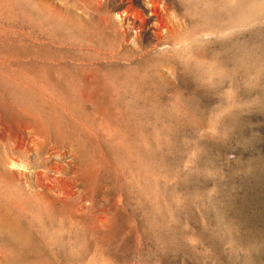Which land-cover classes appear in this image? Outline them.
Wrapping results in <instances>:
<instances>
[{"label":"rangeland","instance_id":"374dc122","mask_svg":"<svg viewBox=\"0 0 264 264\" xmlns=\"http://www.w3.org/2000/svg\"><path fill=\"white\" fill-rule=\"evenodd\" d=\"M192 1L0 0V264H264V0Z\"/></svg>","mask_w":264,"mask_h":264},{"label":"bare ground","instance_id":"6f19581e","mask_svg":"<svg viewBox=\"0 0 264 264\" xmlns=\"http://www.w3.org/2000/svg\"><path fill=\"white\" fill-rule=\"evenodd\" d=\"M127 1H128V0H127ZM143 1H144V0H143ZM148 1H149V0H148ZM154 1H155V0H154ZM156 1H157V0H156ZM194 1H197V0H194ZM194 1H192V3H193ZM163 2H164V1H163ZM163 2H162V3H163ZM156 3H157V2H155V4H156ZM158 3H160V1H159ZM165 3H166V2H165ZM169 3H170V2H169ZM190 3H191V2H190ZM151 4H154V3H151ZM146 5H147V4H146ZM157 5H158V4H157ZM192 5H193V4H192ZM199 5H200V4H199ZM142 6L144 7V5H142ZM149 6H150V4H149ZM151 6H152V5H151ZM153 6H154V5H153ZM159 6H160V5H159ZM159 6H158V7H159ZM163 6H164V5H163ZM165 6H166V5H165ZM194 6H195V5H194ZM145 7H146V6H145ZM160 7H162V6H160ZM160 7H159V8H160ZM166 7H168V5H167ZM183 7H184V6H183ZM196 7H197V6H196ZM125 8H126V7H125ZM153 8H155V7H153ZM189 8H190V7H189ZM146 9H148V8H146ZM163 9H164V7H163ZM165 9H166V8H165ZM169 10H171V9H169ZM173 10H174V9H173ZM194 11H195V10H194ZM164 12H165V11H164ZM146 13H147V12H146ZM150 13H151V12H150ZM150 13H149V14H150ZM206 13H207V12H206ZM124 14H125V13H124ZM117 15H118V14H117ZM117 15H116V16H117ZM145 15H146V14H145ZM150 15H151V14H150ZM123 16H124V15H123ZM126 16H127V15H126ZM146 16H147V15H146ZM153 16H154V14H153ZM170 16H171V15H170ZM150 17H151V16H150ZM117 18H119V16H117ZM142 18H143V17H142ZM156 18H157V17H156ZM119 19H122V18H119ZM123 19H125V17H124ZM139 19H140V18H139ZM150 19H151V18H150ZM117 20H118V19H117ZM134 20H135V19H134ZM156 20H157V19H156ZM110 21H111V20H110ZM112 21H113V20H112ZM154 21H155V20H154ZM114 22H115V21H114ZM143 22H144V21H143ZM155 22H156V21H155ZM155 22H154V23H155ZM157 23H158V22H157ZM159 23H160V22H159ZM154 25H155V24H154ZM123 26H124V25H123ZM167 26H168V25H167ZM154 27H156V25H155ZM236 27H237V26H236ZM158 28H159V27H158ZM168 28H169V27H168ZM168 28H167V30H168ZM160 30H161V29H160ZM163 30H164V29H163ZM167 30H166V31H167ZM172 31H173V30H172ZM172 31H171V32H172ZM157 32H159V30H158ZM168 32H169V31H168ZM139 35H140V34H139ZM161 35H162V34H161ZM166 35H167V34H166ZM170 35H171V33H170ZM172 35H173V33H172ZM171 37H172V36H171ZM171 37H169V39H170ZM220 37H221V36H220ZM165 41H166V39H165ZM165 41H164V42H165ZM159 43H160V42H159ZM173 43H174V42H173ZM174 44H175V43H174ZM177 45H178V44H177ZM175 46H176V45H175ZM180 46H181V45H180ZM180 48H181V47H180ZM181 49H182V48H181ZM183 49H184V48H183ZM173 50H174V49H173ZM184 50H185V49H184ZM30 60H31V59H30ZM30 60H29V61H30ZM33 60H34V59H33ZM59 77H60V76H59ZM60 78H61V77H60ZM13 80H14V79H13ZM65 82H66V81H65ZM26 85H27V84H26ZM29 87H30V86H29ZM22 90H24V89H22ZM34 90H35V89H34ZM64 90H65V89H64ZM37 92H38V91H37ZM32 93H33V92H32ZM50 94H51V93H50ZM43 96L46 97V95H43ZM97 96H98V95H97ZM50 97H51V96H50ZM13 98H14V97H13ZM49 99H50V98H49ZM66 101H67V100H66ZM136 101H137V100H136ZM47 102H48V101H47ZM59 106H60V105H59ZM28 109H29V108H28ZM50 109H51V108H50ZM44 112H45V111H44ZM51 114H52V113H51ZM1 116H2V115H1ZM52 116H53V115H52ZM57 117H58V116H57ZM16 118H17V117H16ZM2 119H3V118H2ZM4 119H5V118H4ZM12 119H13V118H12ZM25 120H26V119H25ZM30 120H31V119H30ZM27 121H28V120H27ZM52 121H53V120H52ZM112 121H113V120H112ZM5 122H6V121H5ZM6 123H7V122H6ZM47 123H48V122H47ZM0 124H3V123H0ZM7 125H8V124H7ZM22 125H23V124H22ZM0 126H2V125H0ZM3 126H5V125H3ZM0 128H1V127H0ZM37 128H38V127H37ZM82 128H83V126H82ZM23 129H24V128H23ZM34 129H35V128H34ZM40 129H41V128H40ZM88 129H89V128H88ZM4 130H5V129H4ZM6 130H8V129H6ZM6 130H5V131H6ZM30 130H31V129H30ZM32 130H33V129H32ZM32 130H31V131H32ZM54 130H55V129H54ZM6 132H7V131H6ZM10 132H11V131H10ZM32 132H34V131H32ZM17 133H18V132H17ZM36 133H37V132H36ZM83 133H84V132H83ZM3 134H4V133H3ZM9 134H10V133H9ZM10 135H11V134H10ZM16 135H17V134H16ZM35 135H36V134H35ZM35 135H34V136H35ZM39 135H41V134L39 133ZM4 136H5V135H4ZM11 136H12V135H11ZM18 136H19V135H18ZM37 136H38V135H37ZM46 136H47V135H46ZM16 137H17V136H16ZM2 138H3V135H2ZM12 138H13V137H12ZM17 138H18V137H17ZM36 138H37V137H36ZM50 138H51V137H50ZM3 139H4V138H3ZM9 139H10V138H9ZM34 139H35V138H34ZM27 140H28V139H27ZM32 140H33V138H32ZM38 140H41L40 143H42V139H40V137H38ZM110 140H111V139H110ZM110 140H109V141H110ZM0 141H1V140H0ZM11 141H12V140H11ZM16 141H17V140H16ZM18 141H19V140H18ZM22 141H23V140H22ZM33 141H34V140H33ZM36 141H37V140H36ZM43 141H44V138H43ZM49 141H50V140H49ZM1 142H2V141H1ZM38 142H39V141H38ZM38 142H36V143H38ZM50 142H51V141H50ZM55 142H56V141H55ZM3 143H4V142H3ZM8 143H10V142L8 141ZM17 143H18V142H17ZM27 143H28V142H27ZM36 143H34V144H36ZM1 144H2V143H1ZM4 144H5V143H4ZM4 144H3V145H4ZM12 144H14V143L12 142ZM45 144H46V143H45ZM7 145H8V144H7ZM10 145H11V144H10ZM55 145H56V144H55ZM61 145H62V144H61ZM71 145H72V144H71ZM13 146H14V145H12V147H13ZM23 146H24V145H23ZM25 146H26V145H25ZM30 146H32V144H31ZM37 146H38V145L34 146V148H36ZM52 146H53V145H52ZM18 147H19V146H18ZM28 147H29V146H28ZM50 147H51V145H50ZM54 147H56V146H54ZM54 147L52 148V150L54 149ZM60 147H61V146H60ZM60 147H59V149H60ZM63 147H64V145H63ZM7 148H8V147H7ZM10 148H11V147H10ZM25 148H26V147H25ZM25 148H24L23 150H25ZM69 148H70V147H69ZM4 149H5V148H4ZM4 149H3V150H4ZM27 149H28V148H27ZM36 149H37V148H36ZM48 149H49V148H48ZM50 149H51V148H50ZM65 149H66V147H65ZM72 149H73V148H72ZM93 149H94V148H93ZM14 150H15V149H14ZM55 150H57V149H55ZM4 151H5V150H4ZM36 151H37V150H36ZM36 151H35V152H36ZM39 151H40V150H39ZM72 151H73V150H72ZM16 152H17V151H16ZM47 152H49V151H47ZM61 152H62V149H61ZM63 152H64V151H63ZM5 153H8V152L6 151ZM33 153H34V152H33ZM38 153H39V152H37V154H38ZM51 153H52V152H51ZM51 153H50V155H51ZM69 153H70V152H69ZM8 154H9V153H8ZM12 154H13V156H15L14 153H12ZM26 154H27V153H26ZM48 154H49V153H48ZM10 155H11V154H10ZM55 155H56V154H54V156H55ZM59 155H60V154H59ZM13 156H12V157H13ZM45 156H47V154H46ZM62 156H63V155H62ZM65 156H66V155H64V157H65ZM68 156H69V155H68ZM16 157H17V156H16ZM28 157H29V155H28ZM47 157H50V156H47ZM57 157H58V156H57ZM7 158L9 159V157H7ZM10 158H11V157H10ZM26 158H27V157H26ZM44 158H45V157H43V159H44ZM55 158H56V156H55ZM58 158H60V157H58ZM61 158H62V157H61ZM61 158H60L59 160H61ZM67 158H68V157H67ZM35 159H36V157H35ZM51 159H52V158H51ZM63 159H64V158H63ZM13 160H15V159H13ZM45 160H46V158H45ZM45 160H44V161H45ZM48 160H49V159H48ZM57 160H58V159H57ZM16 161H17V159H16ZM35 161L37 162V159H36ZM39 161H40V160H39ZM49 161H50V160H49ZM49 161H48V162H49ZM54 161H55V160H54ZM54 161H53V162H54ZM65 161H66V160H65ZM67 161H68V160H67ZM21 162H22V161H21ZM21 162H20V163H21ZM50 162H51V161H50ZM62 162H63V161H62ZM41 163H43V162H41ZM41 163H40V164H41ZM45 163H46V165H47V162H45ZM58 163H59V162L57 161V164H58ZM66 163H67V162H65L64 164H66ZM4 164H5V163H4ZM4 164H3V165H4ZM8 164H9V163H8ZM12 164H13V162H12ZM14 164H15V163H14ZM50 164H51V163H50ZM55 164H56V163H55ZM15 165H17V163H16ZM25 165H26V164H25ZM38 165H39V164H38ZM42 165H43V164H42ZM61 165H63V164H61ZM18 166H19V165H17V167H18ZM21 166H22V165H21ZM21 166H20V168H21ZM40 166H41V165H40ZM51 166H52V165H50V167H51ZM53 166H54V163H53ZM55 166H56V165H55ZM8 167H9V166H8ZM13 167H14V166H13ZM17 167H15V169H16ZM43 167H44V166H43ZM48 167H49V166H48ZM50 167H49V168H50ZM59 167H60V166H59ZM31 168H32V167H31ZM57 168H58V166H57ZM57 168H56V169H57ZM12 169H13V168H12ZM37 169H38V168H37ZM43 169H44V168H43ZM45 169H46V168H45ZM45 169H44V170H45ZM47 169H48V168H47ZM47 169H46V170H47ZM53 169H54V167H53ZM66 169H67V168H66ZM24 170H26V169H24ZM46 170H45V171H46ZM48 170H49V169H48ZM51 170H52V169H51ZM12 171H13V170H12ZM27 171H28V170H27ZM45 171H44V172H45ZM49 171H50V170H49ZM54 171H55V169H54ZM60 171H61V170H60ZM1 172H2V171H1ZM61 172H62V171H61ZM54 173H55V172H54ZM32 174H33V173H32ZM36 174H37V173H36ZM43 174H44V173H43ZM112 175H113V174H112ZM20 176H21V174H20ZM45 176H46V175H45ZM47 176H48V175H47ZM72 176H73V175H72ZM90 176H91V175H90ZM60 177H61V176H60ZM70 177H71V176H70ZM38 178H39V177H38ZM38 178H37V179H38ZM55 178H56V177H55ZM68 178H69V177H68ZM52 179H53V178H52ZM55 180H56V179H55ZM55 180H54V181H55ZM38 181H40V180H38ZM46 181H47V179H46ZM56 181H57V180H56ZM60 182H61V181H60ZM45 183H46V182H45ZM55 184H56V183H55ZM56 186H57V185H56ZM57 187H58V186H57ZM78 187H79V186H78ZM60 188H61V187H60ZM56 189H57V188H56ZM66 190H67V189H66ZM73 193H74V192H73ZM80 193H81V192H80ZM78 194H79V193H78ZM76 195H77V194H76ZM3 196H4V195H3ZM70 199H71V198H70ZM73 199H74V198H73ZM75 199H76V198H75ZM108 217H109V216H108ZM110 217H111V216H110ZM101 222H102V221H101ZM12 225H13V224H12ZM35 249H36V248H35ZM16 250H17V249H16ZM104 250H105V249H104ZM63 252H64V251H63ZM28 259H29V258H28ZM52 260H53V259H52ZM36 262H37V261H36ZM34 263H35V262H34Z\"/></svg>","mask_w":264,"mask_h":264}]
</instances>
